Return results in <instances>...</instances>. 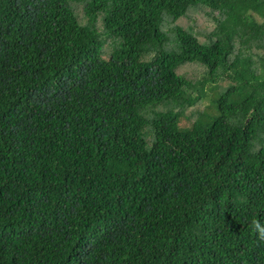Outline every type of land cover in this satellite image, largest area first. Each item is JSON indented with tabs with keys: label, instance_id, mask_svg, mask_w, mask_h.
Wrapping results in <instances>:
<instances>
[{
	"label": "trees",
	"instance_id": "obj_1",
	"mask_svg": "<svg viewBox=\"0 0 264 264\" xmlns=\"http://www.w3.org/2000/svg\"><path fill=\"white\" fill-rule=\"evenodd\" d=\"M0 264H264V0H0Z\"/></svg>",
	"mask_w": 264,
	"mask_h": 264
},
{
	"label": "rangeland",
	"instance_id": "obj_2",
	"mask_svg": "<svg viewBox=\"0 0 264 264\" xmlns=\"http://www.w3.org/2000/svg\"><path fill=\"white\" fill-rule=\"evenodd\" d=\"M186 70V77L193 83V85L196 87L201 82V74L202 69L198 66H190L185 69ZM217 90H223L227 83L224 80H218L217 83ZM208 84H204L202 86V92L200 95V99L196 102V104L192 107H186V110L182 111L183 117L180 120V123L182 125H187L191 120L194 119L195 114L201 112V111H207V107L209 105V98L211 97L210 91H208ZM196 93L191 92L190 97H195ZM210 112V110H209ZM191 116V117H190ZM185 117V118H184ZM191 118V120H188Z\"/></svg>",
	"mask_w": 264,
	"mask_h": 264
}]
</instances>
